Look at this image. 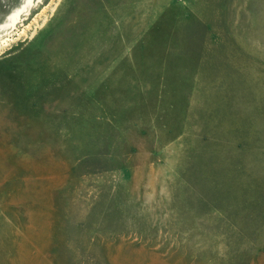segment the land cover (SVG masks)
Segmentation results:
<instances>
[{
    "label": "rangeland",
    "instance_id": "1",
    "mask_svg": "<svg viewBox=\"0 0 264 264\" xmlns=\"http://www.w3.org/2000/svg\"><path fill=\"white\" fill-rule=\"evenodd\" d=\"M0 264H264V0H0Z\"/></svg>",
    "mask_w": 264,
    "mask_h": 264
}]
</instances>
